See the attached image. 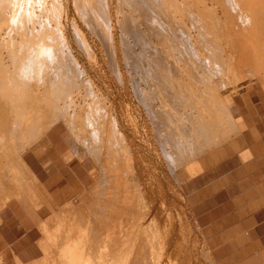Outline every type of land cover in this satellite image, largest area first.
I'll list each match as a JSON object with an SVG mask.
<instances>
[{"label": "rangeland", "instance_id": "374dc122", "mask_svg": "<svg viewBox=\"0 0 264 264\" xmlns=\"http://www.w3.org/2000/svg\"><path fill=\"white\" fill-rule=\"evenodd\" d=\"M154 1H4L0 218L12 201L32 204L36 199L33 205L47 211L39 221L36 264H193L199 259L213 264L180 188L203 154L237 133L240 122L230 113L234 100L256 84L264 89V0H165L167 16L164 0H157L164 8ZM97 5L103 8H95L99 13L93 9ZM157 6L168 17L160 25ZM102 15H109L102 27L108 28L106 36ZM24 46V55L34 47L45 57L35 50L34 69L27 74L16 66L25 59L19 55ZM13 52L20 56L14 54L15 62ZM20 108L31 116L19 117ZM39 117L43 122L35 125ZM16 127L21 129L17 134ZM50 137L67 150V161H77L88 174V186L65 204L54 203L24 163L29 153L38 156L51 147ZM124 165L120 173L138 200L130 196L119 203L107 194L106 185L115 178L103 181ZM102 184L108 199L119 205L118 214L111 209L106 217L98 214L94 204L104 194ZM87 198L95 203L84 207Z\"/></svg>", "mask_w": 264, "mask_h": 264}, {"label": "crops", "instance_id": "0c3cea01", "mask_svg": "<svg viewBox=\"0 0 264 264\" xmlns=\"http://www.w3.org/2000/svg\"><path fill=\"white\" fill-rule=\"evenodd\" d=\"M230 113L240 122L237 133L199 158L192 178L180 192L201 229L198 235L213 264H264L263 87L256 84L245 89ZM51 137V147L38 156L29 153L24 163L53 202L65 204L88 186V174L77 161H67V150ZM35 200L32 204L9 202L3 211V264H36L40 260L39 221L47 211L37 209ZM193 264L206 263L199 259Z\"/></svg>", "mask_w": 264, "mask_h": 264}, {"label": "bare ground", "instance_id": "6f19581e", "mask_svg": "<svg viewBox=\"0 0 264 264\" xmlns=\"http://www.w3.org/2000/svg\"><path fill=\"white\" fill-rule=\"evenodd\" d=\"M4 1H5V0H0V2H1V3H0V12L3 11V10L5 9V7H6V4L4 3ZM17 1H19V0H17ZM135 1L138 2V0H135ZM140 1H142V0H140ZM153 1H154V0H152V3H153ZM156 1H157V0H155L154 2H156ZM158 1H159V0H158ZM158 1H157V3H159ZM161 1H162V0H161ZM247 1H248V0H247ZM94 2H95V0H94ZM144 2H145V1H144ZM162 2H163V1H162ZM162 2H161V3H162ZM139 3H140V4H139V6H140V5H141V2H139ZM150 3H151V1H150ZM150 3L148 2L147 6H148ZM157 3H154V4L158 5ZM163 3H164V5H165V4H166V1L164 0ZM167 3H168V2H167ZM92 4H93V3H92ZM136 4H137V3H136ZM159 4H160V3H159ZM94 5H96V2H95ZM162 5H163V4H160L161 7H162ZM164 5H163V8H164ZM246 5H248V4H246ZM98 6H99V5H97L96 7L93 6L94 8H93V7H90V9L93 8V9L95 10V8H98ZM149 6H150V5H149ZM152 6H153V5H152ZM152 6H150V7H152ZM158 6H159V5H158ZM158 6H157V9H160V10H161V8H158ZM167 6H168V5H165V10H164L163 8H162V9H163L164 11H166V10L169 11V10H170V7L168 6L169 9H167V8H168ZM150 7H148L147 9H149ZM154 7H155V6H154ZM154 7H153V9H154ZM93 9H92V10H93ZM98 9H99V8H98ZM100 9H103V8L100 6ZM100 9L97 10V11H101ZM106 9H107V8H106ZM108 9H109V7H108ZM155 9H156V8H155ZM157 9H156L155 11H157V13H158L160 10L158 11ZM233 9H234V8H233ZM45 11H47V10L45 9ZM95 11H96V10H95ZM95 11H93V12H95ZM97 11H96V12H97ZM107 11H108V10H107ZM151 11H152V10H151ZM161 11H162V10H161ZM161 11H160V12H161ZM234 11H236V10H234ZM238 11H239V10H238ZM96 12H95V13H96ZM153 12H154V11H153ZM160 12H159V13H160ZM236 12H237V11H236ZM97 13H99V12H97ZM100 13H101V12H100ZM148 13H149V12H148ZM101 14H102V13H101ZM150 14H151V13H149V15H150ZM154 14H155V13H154ZM154 14L151 15V18H152V19H154V18H153V17H154ZM95 15H96V14H95ZM165 15L167 16V11H166ZM165 15H163V11H162L163 19H162V20L160 19L159 24L157 23L158 20H157V22H155V23H156L157 25H160V24H161V21H164V19L167 20L168 17L165 18ZM229 15H230V14H229ZM97 16H98V15H97ZM97 16H96V17H97ZM108 16H109V15H107V17H108ZM152 16H153V17H152ZM157 16H159V14H157ZM160 16H161V14H160ZM160 16H159V17H160ZM226 16H227V15H226ZM104 17H105V16H104ZM107 17H105V19H106ZM98 18H99V17H98ZM98 18H97V19H98ZM160 18H162V17H160ZM228 18H229V17H228ZM99 19H100V18H99ZM103 19H104V18H103V15H102V18H101V20H100L99 22H101ZM105 19H104V20H105ZM107 19H108V18H107ZM107 19L105 20V21H106V24H105V23L103 24L104 20H103V22H101V24H103L102 26H100L101 29H103V28L105 27V25H106V27H107V21H108ZM156 19H158V17H157ZM155 21H156V20H155ZM164 22H165V21H164ZM164 22H162V24H163ZM231 23H232V22H231ZM103 26H104V27H103ZM234 26H235V25H234ZM102 27H103V28H102ZM105 29H106V28H105ZM106 30H108V28H107ZM106 30L103 29V32L105 31V32L103 33V35H105V33H106V35H107L108 31H106ZM235 30H236V28H235ZM228 31H229V30H228ZM101 32H102V30H101ZM236 33H237V32H236ZM219 34H220V33H219ZM233 34H234V33H233ZM106 35H105V36H106ZM203 35H204V34H203ZM207 35H209V34H207ZM2 36H3V34L0 33V37H2ZM204 38H205V36H204ZM26 47H27V46H26ZM28 47H30V48H27L28 50L31 49V46H30V45H29ZM20 48H21V47H19V49H20ZM23 48H25V46H24ZM23 48L20 49V51L22 50V52H20V54H19V52H18V54H19V55H22V57H21V58H22V59H21L22 61H23V59L25 58L24 61H23V62H25V64H26V62H28V60H30V61L28 62V63H30V64L27 63L26 65H24L23 62H22V63L20 62V63L22 64V65H21V64H18V61H17V62H16L17 65H16V66H17V69H19V67L21 66V69H24V70L26 71L25 73L27 74V72L31 71V68L34 67L33 65H31V64H33V63H31V60H32V62H33V57H34L33 52H34L36 49H35L34 47H32V50H33V48H34V50H33V51H32V50L29 51V54H30L31 51H32V54L29 55L28 52H26V54H27V56H26V55H24V54H25V51H24V50H27V49H26V48L23 49ZM39 48H40V47H39ZM14 49H15V48H13L12 50H14ZM40 49H41V48H40ZM40 49H37L35 52L38 51L39 54H40V52L43 51L42 49H41V50H40ZM43 49H44L45 52H46L47 49H46V48H43ZM28 50H27V51H28ZM16 51H18V49H17ZM43 52H44V51H43ZM14 54H15V52H13V56H14ZM18 54H15V56H17V57L19 58L20 56H19ZM39 54H37V57L39 56ZM46 54H47V52H46ZM46 54H45V55H46ZM15 56L13 57V58H14V62L16 61V58H17V57H15ZM35 56H36V55H35ZM41 56H44V54H42V55L40 54L39 57L41 58ZM47 56H48V55H46V57H47ZM23 57H24V58H23ZM37 57H35V58L37 59ZM18 58H17V60L20 59V58H19V59H18ZM26 58H27V60H26ZM40 58H38V59H40ZM44 58H45V57H43V58H41V59L44 60ZM47 58H49V56H48ZM50 58H52V57H50ZM38 59H37V60H38ZM68 59H69L68 61H70V58H68ZM25 60H26V61H25ZM71 61H75V60H72V59H71ZM221 62H222V61H221ZM221 62H220V63H221ZM69 64H70V63H68V65H69ZM221 64H223V62H222ZM221 64H220V65H221ZM5 65H6V64H5ZM71 65H73V62H72ZM74 65H75V64H74ZM223 65H224V64H223ZM223 65H222V66H223ZM18 66H19V67H18ZM31 66H32V67H31ZM69 66H70V65H69ZM69 66H68V68H69ZM75 66H76V65H75ZM222 66H221V67H222ZM38 68H39V66H38ZM70 68H71V69L73 68V70H74V67H73V66L70 67ZM77 68H78V67H77ZM218 68H219V67H218ZM33 69H34V68H32V70H33ZM220 70H221V69H220ZM16 79H17V78H16ZM10 80H11V79H10ZM13 80H14V79L11 80L12 83L15 81V80H14V81H13ZM18 80L20 81V79H17L16 82H18ZM26 80H27V79H26ZM8 81H9V80H5L4 83H5V82L8 83ZM27 81H28V80H27ZM16 82H15V84H16ZM20 82H21V81H20ZM22 82H25V80L22 79ZM56 82H57V81H56ZM18 83H19V82H18ZM57 83H59V82H57ZM23 84H24V83H22V85H23ZM53 84H55V82H54ZM17 85H18V84H17ZM19 86H20V85H18V87H19ZM53 87H54V86H53ZM12 88L15 89V87H12ZM16 89H17V88H16ZM10 101H11V99H10ZM48 103H49L48 105L52 106V108H53V107H56L54 104H52V103H50V102H48ZM56 108H57V107H56ZM54 109H55V108H54ZM52 110H53V109H52ZM53 111H54V110H53ZM17 112H18V114H19V117H28V116H31V111H29V110H27V109H25V108H20L19 110H17ZM58 114H59V113H58ZM56 116H57V115H56ZM40 117H41V115H40ZM40 117H39V120L35 118V119L37 120V122H35V125H39L41 122H43V118H40ZM53 118H54V117H53ZM36 120H35V121H36ZM21 121H22L21 123H24L26 120L23 119V120H21ZM67 121H68V120H67ZM71 121H72V120H71ZM39 122H40V123H39ZM89 122L91 123V121H89ZM19 123H20V122H19ZM54 123H55V121H54ZM95 123H96V120H95ZM42 124H43V123H42ZM92 124H93V120H92ZM22 125H23V124H22ZM35 125H34V126H35ZM17 126H18V125H17ZM19 127H20V126H19ZM30 127H32V126H29V128H30ZM40 127H41V126H39V128H40ZM34 128H37V126L33 127V130H34ZM13 129H14V131H15L16 134L19 133L18 130H21V129L18 128V127L13 128ZM13 129H12V130H13ZM27 129H28V128H27ZM30 129H31V128H30ZM30 129H28V130L26 131V135H27L29 132H31ZM28 131H29V132H28ZM27 132H28V133H27ZM24 133H25V132H24ZM12 134H13V133H12ZM12 134H11V135H12ZM24 135H25V134H24ZM13 136H14V134L12 135V137H13ZM10 137H11V136H10ZM12 137H11V138H12ZM15 137H16V136H14L13 138H15ZM97 137H100V136L98 135ZM7 138H8V137H7ZM17 138L20 139L19 137H17ZM101 138H102V137H101ZM11 140H12V139H11ZM14 140L17 141V139H14ZM97 140H98V139H97ZM99 140H101V139H99ZM15 141H14V142H15ZM14 142H13V143H14ZM94 142H95L96 145H97V141H96V139H95ZM99 142H100V141H99ZM13 143H10V144L13 145ZM16 143H17V142H16ZM16 143H14V144H16ZM95 143H93V144H95ZM98 144H99V143H98ZM12 145H11V146H12ZM16 145H17V144H16ZM99 146L101 147V145H99ZM12 147H13V146H12ZM15 147H16V146H15ZM15 147H13V148L15 149ZM95 147H96V146H95ZM97 147H98V146H97ZM101 148H102V147H101ZM177 148H178V147H177ZM97 149H98V148H97ZM130 156H131V155H130ZM131 159H133V158H131ZM121 161H122V160H121ZM135 161H136V160H135ZM125 162H126V161H125ZM125 162H124V164H125ZM120 163H122V162H120ZM132 164L134 165L133 168H134V170H135V169H136V166H135V163H134V159L132 160ZM122 165H123V164H122ZM120 166H121V165H120ZM126 168H127V167L124 165V167L122 166V167H120V169L117 168L118 170H116V172L114 171L116 168H115V169H112L113 172H111V173H114V174L111 175V176L109 175V177H112V178H109V177L107 176V178H109L110 181H109L106 177H105L106 179L103 181V183L106 184V182H111V181H112L111 179L114 180V178H115L116 181H114V182L112 181L113 183L111 182V184H110V185H106V187L109 186V187H107V188H108V189L110 188L109 190H107V191H108L107 194H108V195L111 194L112 196H116L117 202H119V201H121V200L126 202V200H127L128 198H130V196L133 197L134 201H137V200H138V199L135 200V198H134V193H135V192L132 193L131 190H127L128 187H129L131 184L129 183L128 178H127V179H126V177L123 178V174H121L122 172H125ZM121 171H122V172H121ZM120 172H121V173H120ZM103 173H104V172H103ZM105 176H106V175H105ZM124 176H125V173H124ZM100 178H101V177H100ZM103 179H104V177H103ZM103 179H101V182H102ZM106 180H108V181H106ZM99 182H100V181H99ZM141 183H142V182H141ZM8 184H9V183H8ZM19 184H20V183H19ZM105 184H104V185H105ZM9 185H10V184H9ZM23 185H24V184H23ZM99 185H101V184H99ZM102 185H103V184H102ZM104 185L101 186V188H100V189H102V192H103V189H104V188H103ZM15 187H16V186H15ZM106 187H105V189H107ZM130 187H131V186H130ZM130 187H129V189H132V187H131V188H130ZM97 188H99V187H97ZM97 188H95V189L98 190ZM125 188H126V189H125ZM142 188H143V186H141V190H139L140 192L143 191ZM100 189H99L98 191H100ZM105 189H104V191L106 192ZM137 189H139V187H138ZM5 190H6V189H5ZM18 190H20V189H18ZM122 190H125V191H122ZM6 191H7V190H6ZM93 191L95 192V190H93ZM98 191H97L96 193H98ZM4 192H5V191H4ZM16 192H18V191H16ZM90 192H91V191H90ZM90 192H89V193H90ZM94 192H93V193H94ZM100 192H101V191H100ZM125 192H126V194H125V195H126V198H125V195H124ZM137 192H138V191H137ZM5 193H6V192H5ZM103 193H104V192H103ZM103 193H102V194H103ZM142 193H143V192H142ZM3 194H4V193H3ZM7 194H10V193H7ZM94 194H95V193H94ZM104 194H106V193H104ZM104 194L101 195V193H100V197H101V198L98 196V197H99V198H98L99 200L97 199V200L95 201L96 203H95L94 201H92V200H88L89 198H87L86 201L84 200L86 203L83 202V203H85L86 205H83V206H84V207H85V206H86V207H89V204H92V203L94 204V203H95L94 206H95L97 209L100 210V211L98 210V212H101V213H98V214H103V213L106 212V210L108 211V209H111V211H112V210H115L116 213H117V212L119 213V205H118V208H117V206L115 207L114 204L111 202V200H112L114 197H111V195H110L109 197L111 198V200H109L108 197H107V194L105 195L106 197H102V196H104ZM97 195H98V194H97ZM123 195H124V196H123ZM140 195H141V194H140ZM122 196H123V197H122ZM135 196H137V195L135 194ZM96 198H97V197H96ZM96 198H95V199H96ZM136 198H137V197H136ZM90 199H92V198H90ZM115 201H116V200H115ZM129 201H130V199H129ZM132 201H133V200H132ZM132 201H131V202H132ZM91 202H92V203H91ZM119 203H120V202H119ZM121 203H122V202H121ZM133 203H134V202H133ZM135 204H137V203H135ZM125 205H126V204H125ZM128 205H129V204H128ZM142 205H143V204H142ZM94 206H93V205L91 206L92 209H93ZM133 207H134V205H133ZM123 208H124V207H123ZM62 209H63V208H62ZM92 209H91V210H92ZM130 209H131V208H130ZM63 210H64V209H63ZM120 210H121V209H120ZM122 210H123V209H122ZM124 210H125V208H124ZM132 210H133V209H132ZM65 211H66V210H65ZM72 211H73V210H72ZM77 211H78V210H77ZM89 211H90V209H89ZM93 211H95V210L93 209ZM127 211H128V210H127ZM129 211H130V210H129ZM82 212H83V211H82ZM102 212H103V213H102ZM121 212H124V211H121ZM125 212H126V211H125ZM74 213H75V212H74ZM94 213H97V212H94ZM94 213H93V214H94ZM108 213H110V210H109ZM111 213H113V211H112ZM114 213H115V212H114ZM118 213H117V214H118ZM78 214H79V213H78ZM88 214H89V213H88ZM117 214H116V215H117ZM127 214H128V213H127ZM127 214H126V215H127ZM89 215H90V214H89ZM106 215H107V213H105L104 217H106ZM111 215H112V214H110V216H111ZM110 216H109V217H110ZM112 216H113V215H112ZM124 216H125V215H124ZM127 216H128V215H127ZM60 217H61V215H60ZM67 217H68V216H67ZM98 217H99V216H98ZM101 217H103V215H101ZM113 217H114V216H113ZM99 218H100V217H99ZM110 218H111V217H110ZM110 218H109V219H110ZM120 218H121V220H122V217H120ZM130 218H131V216H130ZM57 219H58V218H57ZM100 219H101V218H100ZM102 219H103V218H102ZM111 219H112V218H111ZM117 219H118V218H117ZM126 219H127V217H125L124 220H126ZM143 219H144V216H143ZM107 220H108V216H107ZM112 220H113V219H112ZM128 220H129V219H127V221H128ZM100 221H101V220H100ZM110 221H111V220H110ZM143 221H144V220H143ZM107 222H108V221H107ZM123 222H124V221H123ZM123 222L121 221V223H123ZM100 223H101V222H100ZM111 223H112V222H111ZM111 223L109 222V223H107V224H108V225H109V224L111 225ZM116 223H117V222H116ZM74 224H75V222H74ZM105 224H106V223H105ZM107 224H106V225H107ZM86 225H87V224H86ZM86 225H85V227H87ZM74 226H75V225H74ZM72 227H73V226H72ZM108 228H109V227H108ZM110 228H111V227H110ZM71 229H72V228H71ZM71 229H70V230H71ZM86 229H87V228H86ZM108 230H109V229H108ZM110 230H111V229H110ZM98 232L101 233V230L98 231ZM99 233H97V234H99ZM104 233H106V232H104ZM100 235H101V234H100ZM102 235H103V232H102ZM103 237H104V236H103Z\"/></svg>", "mask_w": 264, "mask_h": 264}]
</instances>
